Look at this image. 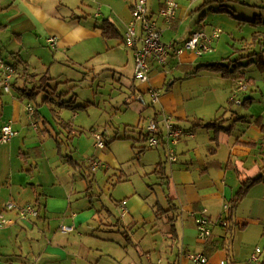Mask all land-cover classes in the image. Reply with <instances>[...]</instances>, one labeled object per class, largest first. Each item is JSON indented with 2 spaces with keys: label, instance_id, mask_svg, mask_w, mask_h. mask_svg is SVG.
I'll return each instance as SVG.
<instances>
[{
  "label": "crops",
  "instance_id": "0c3cea01",
  "mask_svg": "<svg viewBox=\"0 0 264 264\" xmlns=\"http://www.w3.org/2000/svg\"><path fill=\"white\" fill-rule=\"evenodd\" d=\"M190 1H178L177 17L170 23L165 22L158 15L164 6V0L149 2L150 14L163 31V42L182 43L195 31L202 30L211 35L215 30V28H208L203 19L194 25L196 15L193 11V2ZM82 3H85L86 10L76 7L74 0H0V9L8 12L13 10L14 17L18 18V21H23L18 28L15 26L6 27V29H14L13 34L20 40L22 46L25 44V34L34 33L37 45L45 42L50 46L48 41L54 37L56 38L54 50L73 52L69 61L73 65L80 66V62L83 60H80L78 55L82 56V54H88L90 50L92 52L94 50L93 47L90 48L91 41L97 42L98 47L95 50L96 54H93L89 59L105 50L112 52L116 46L122 45L123 47L120 48L126 50V55L122 50H118L124 57L123 63L126 64L121 69H117L126 73L130 71L129 69L135 68L134 50L125 46L124 36L127 25L132 20V7L136 0H86ZM249 8L252 10V15H255L259 21L250 16H246L247 18L244 20L254 27L258 23L264 25L261 20L264 14L260 11L261 9ZM90 11L96 12L94 20ZM106 23L113 25L119 38L107 40L103 37L102 28ZM232 39L235 38L232 37ZM2 43L3 40L0 38V44ZM250 46L238 50L242 51V55L235 59V48L232 49L230 40L223 42L219 38L213 42L211 52L202 56H197L192 52H186L178 57L170 56L164 68L152 66L148 81L136 80L135 76L132 79L134 93L139 99H143L144 95H149L150 89L160 92L158 110L152 114L151 119L155 118L158 113L165 112L172 115L175 122L188 133L177 146L179 158L176 163H168L165 149L160 147L157 149L160 151L159 158L153 163V166L140 164V168L145 173L150 171L149 173L153 174L159 164L165 163L166 177L163 184L167 189L168 200H171L176 207V214L179 215L177 223L180 221L181 228V231H178L177 228L179 238L176 243L177 248H167L171 257L168 259V264H192L186 257L188 253L204 254L208 258L209 264H219L223 260L235 264L241 263L231 257L230 245L223 244L220 248L215 236L217 229L221 233L219 237L223 236L224 230L230 231L231 227L228 229L219 225L220 221L228 220V218H231V226L239 225L243 229L249 226L258 228L263 226L264 233V103H257L253 97L247 96L254 100L253 104L248 106L244 104L248 98L243 97L257 85L256 79L249 75L255 74L257 71L264 74V62H261L263 58L261 54L250 57V54L257 53H250L248 50L254 49L253 45ZM129 52L133 56V62L132 59L129 60ZM11 55L13 58H20L19 52H14ZM7 63L11 64L8 61ZM211 64H231L230 69L235 70L236 67L235 77H240V79L224 78L220 73L200 68ZM11 65L14 66L16 75L12 78L8 92L4 89L0 74V90L4 93H0V131L3 126L10 124L18 132V135L10 143L0 145V192L5 193L6 199L0 203V214L5 212L6 204L9 201H13L21 207L39 203L42 210L40 218L29 220L19 219L15 212H5L6 217L14 219L15 223L0 229V264H28L30 253L21 244L20 238L25 239L23 236H28L30 233L35 235L32 238L37 239L33 241L36 244V251L38 248L40 253L38 257L43 256L44 264L67 263L70 259L73 264H92V260L89 259L93 255L90 252L92 248H88L85 243L88 238H94L101 231V226H104L107 233L119 230L118 233L121 234L119 219L108 220L107 224L101 222L98 225L100 213L93 205L81 208L75 204L82 191L89 187H86L88 177L84 172L80 179L81 188H76V186L74 188V184L77 183L76 174L83 172L85 166L76 162L71 154L64 149L65 144H68L70 140L67 141L66 132L63 133L62 125L59 122L60 119L64 121V112L67 108L59 106L63 102L58 104V108L50 107L49 111H45V108L40 111L37 107L39 128L34 129L25 109V103L28 100L24 99L21 94L22 90L33 88L27 84L28 72L21 74L14 64ZM109 66L113 67L111 64ZM112 70L114 74L118 73L117 70ZM249 70L253 71L248 73ZM241 76L246 78L247 88L242 91L238 90V83L242 80ZM50 92L45 86L41 91V93H45L46 97L58 94L56 91L51 90ZM259 93L263 96L264 101L263 89H259ZM63 96L65 95L59 97ZM53 102L55 100L51 97L50 101L44 103L50 106ZM31 103L33 104V102ZM74 103H76L75 100ZM234 108L238 112H234ZM53 111H56V114ZM230 113H232V117L227 118ZM239 117L247 118L237 121ZM79 118L80 115L76 119ZM210 123H218L226 129L232 127V132H217L216 129L206 128V125ZM68 125L71 124L65 126ZM62 127L64 129V126ZM142 130L141 141L146 136L145 126ZM55 136H59V141L64 143L62 150L59 149ZM144 145L146 146L145 142ZM147 152L148 150L144 151L140 156H146ZM18 158L26 164L35 163V166L25 172V164H21L19 170L16 171L14 163ZM37 160H41L50 168L49 179L52 185L44 184L37 177V173L34 174ZM142 160L143 156L140 162ZM91 161L103 165L98 171L108 170L107 163L122 170V164L113 153L98 152L94 158L90 159ZM73 165L77 170L72 167ZM86 169L93 174V179H98L96 175L98 171L95 173L91 171V163ZM259 176H262L263 180L249 190L236 209L232 213L225 211V205L232 206L231 202L241 189L242 181ZM106 177L107 175H103L100 179L104 180ZM48 187L53 188L48 189ZM55 191L57 192L55 193ZM123 201L127 202L125 216L128 214L137 216L139 213L141 215L139 218L143 219L145 226L153 225L152 228L155 227L154 224L158 221L153 210L157 208H152L154 205L152 206L145 200L138 189L129 199L124 197L115 203L118 210L122 209ZM163 208L167 210L169 206ZM86 211L88 212L86 213ZM201 214L208 216L215 224L211 237L204 242L198 238L196 226V218ZM107 216L111 219L110 211H107ZM62 226L73 227L74 231L63 233ZM97 226L101 228L98 230ZM167 232L166 239L169 238ZM225 239L226 236L223 240ZM25 240L30 242L29 239ZM45 240L49 242L46 244ZM24 249L26 253H24ZM38 257L36 255L33 257L34 264H37ZM149 257L152 259L151 255Z\"/></svg>",
  "mask_w": 264,
  "mask_h": 264
},
{
  "label": "rangeland",
  "instance_id": "374dc122",
  "mask_svg": "<svg viewBox=\"0 0 264 264\" xmlns=\"http://www.w3.org/2000/svg\"><path fill=\"white\" fill-rule=\"evenodd\" d=\"M190 2H193V11L196 15L194 25L203 19L208 28L221 30L220 38L222 41L230 40L232 49L235 48V59L240 58L242 55V51L238 50H243V48H247L252 44L254 49L248 51L261 54L263 57L261 62H264V35L254 41L255 33L261 35L264 33V25L258 23L254 27L244 20L247 18L246 16L256 19L249 7H252V9L260 8V11L264 14V0H191ZM74 3L76 7L87 9L85 3H82L81 0H74ZM197 3L201 4L197 6L195 5ZM90 14L94 20L96 12L90 11ZM14 16L15 12L13 10L8 12L0 9V38L3 40V43L0 44V53L5 61L14 64L21 74L28 72L27 84L30 88L45 86L49 92L52 90L58 93L56 96H52L55 102L50 106L43 102L46 96L45 93H41L33 100L34 107H38L40 111H43V108L46 109L45 111H49L50 107L58 108L60 102H67L75 108L74 110L67 108L64 112V121L71 125H68L67 129H63L61 126L63 133L66 132L67 141L70 140L68 144H65L64 149L71 154L76 162L78 161L83 167L85 166L83 172L76 174L77 183L74 184V188L75 186L81 188V174L85 172L86 177H88L86 187H89V189L85 188L82 191L75 204L81 208L93 205L100 213L98 225L101 222L107 224L108 220L116 221L119 219L121 231L127 232L125 236L118 233L119 230L107 233L104 226H101V231L94 238H88L87 243H85L88 248H92L90 252L93 255L89 257L92 264H149V255H151L153 262L162 259L164 264H168V259L171 257L167 248H177L178 245L166 239L168 227L165 222L161 221L160 224L157 222L153 228V225L147 227L143 224V219L139 218L141 216L139 213H137V216L128 214L122 218L121 210L115 207V203L124 197L129 199L137 189L145 200L151 203L152 206L154 205L152 208L155 209V205H158V203L162 207L167 208L169 206L166 187L160 186V180L155 174H150V171L145 173L140 168V164L153 166V163L159 158L160 151L157 149H148L146 156L142 155V162H140L142 156L137 154L138 148L145 146L144 142L140 140L143 133L142 129L144 126L146 128L148 120L158 110V103H155L150 95H144L143 99L136 97L132 83L135 76L134 67L126 73L117 69H121L126 64L123 63L124 57L119 50H122L125 55L126 50L120 48L123 46L119 45L120 47L116 46V49L112 52L105 50L89 59L93 54H96L97 51L95 50L98 47L97 42L91 41L90 48L93 47V52L90 50L88 54L78 55V58L83 61L80 62V66L73 65L69 61L74 54L73 52L55 51L45 42L37 45V38L34 33L24 35L25 44L23 47L20 40L14 36V29H6L7 26L18 28L22 25L23 21H18V18ZM256 20L259 21V19ZM261 20L264 22V17H261ZM232 37L235 39H232ZM14 52H19L20 58H13L11 54ZM128 54L130 55L129 60L132 59L133 62L131 52ZM110 64L113 67L109 66ZM254 68H257L256 65ZM112 69L117 70L118 73L114 74ZM252 71L249 70L248 73ZM249 76L256 79L257 85L243 97L248 98L247 96H250L257 103H264L263 96L259 93V89L264 91V74L257 71ZM13 91H15L14 88ZM0 93L4 94L2 90H0ZM62 94L65 96L59 97ZM74 100L76 103L70 104ZM84 106L87 108H82ZM233 111L238 112L236 108ZM79 115L80 118L76 119ZM231 117L232 113L227 115V118ZM72 129L75 131H71ZM95 134L103 136L104 150L96 147ZM101 151L106 154L113 153L122 164V170L115 168V165L111 163H107L109 169L98 171L96 174L98 179L96 180V178L93 179V174L86 167H88L90 159ZM21 164H25V172L35 166V163L32 165L30 163L26 164L18 158L14 163V170L18 171ZM36 165L37 168L34 170V174L37 173V177L44 184L52 185L49 179L51 175L50 168L41 160H37ZM72 167L75 168L74 165ZM103 175H107V177L101 180L100 178ZM51 188L53 187H48V189ZM4 200H6L5 193L0 192V203ZM107 211L111 212V219L107 216ZM76 212L78 213V211ZM153 212L155 213V210ZM179 224L180 221L176 222V227L178 231H181ZM101 227L97 229L99 230ZM224 231L222 232L223 236L219 237L221 233L217 229L215 236L220 248L223 244L230 245L233 259L244 263L257 248H260L263 253L261 264H264L263 226L261 228L249 226L243 229L239 225H232L230 231ZM34 236L31 233L28 236H23L25 239H29L30 242L22 237L20 238L21 244L30 253V259L27 260L28 264H34L33 257L40 255L38 248L36 251V244L33 241L35 238H32ZM225 236L226 239L223 240ZM45 242L47 244L49 241L45 240ZM23 251L26 253L25 249ZM38 258L37 264H44L43 256L41 255ZM51 264L73 263L70 259L67 263Z\"/></svg>",
  "mask_w": 264,
  "mask_h": 264
},
{
  "label": "built area",
  "instance_id": "2783aa9c",
  "mask_svg": "<svg viewBox=\"0 0 264 264\" xmlns=\"http://www.w3.org/2000/svg\"><path fill=\"white\" fill-rule=\"evenodd\" d=\"M86 1V0H81ZM151 0H136L134 8L132 9V20L127 25V29L124 36V44L126 47L134 50L135 60V79L146 82L149 80L152 66L156 65L160 68H164L167 65L168 58L178 57L186 52H192L197 56H202L212 50V44L215 40L219 39L222 31L215 29L211 35L205 31L198 30L192 33V35L182 43L174 41L163 42V31L153 19L150 14L148 4ZM179 0H164V6L160 9L158 15L167 23H170L177 17V11L179 9ZM52 49L56 46V38L52 37L48 41ZM0 74L3 79L4 89L8 92L10 90V84L12 78L16 75V70L13 65L7 63L0 54ZM240 91L246 90V83L239 81L238 83ZM149 95L155 103L159 102L160 92L156 89H150ZM25 109L29 119L32 122L34 129L38 127V117L36 107L30 102L25 104ZM159 118H153L148 120V124L145 128V147L149 149H158L163 147L166 153V161L170 164H174L178 161L177 146L184 136L188 133L182 129L174 120L173 116L165 112L159 113ZM18 135V132L8 124L1 128L0 131V145L8 144L11 140ZM97 141L96 147L98 149H105V143L103 136L95 134ZM91 171L97 172L103 165L96 161H91ZM122 217L127 214V202L123 201ZM230 206L225 205V211H230ZM5 212H15L16 217L22 220H29L38 218L39 211L33 204H27L25 206H18L13 202H9L6 205ZM5 212L0 214V229L12 225L15 223L14 219L6 217ZM214 223L205 214H201L196 218V226L198 231V238L201 241H207L212 235V229ZM219 225L227 228V221L222 220ZM61 231L63 233H70L74 231L73 227L62 226ZM263 255L260 248H257L250 258L239 264H261V256ZM188 260L192 264H209L208 258L201 253H188L186 255ZM150 264H164L162 259L153 262L149 257ZM219 264H235L228 260L220 261Z\"/></svg>",
  "mask_w": 264,
  "mask_h": 264
},
{
  "label": "trees",
  "instance_id": "16d2710c",
  "mask_svg": "<svg viewBox=\"0 0 264 264\" xmlns=\"http://www.w3.org/2000/svg\"><path fill=\"white\" fill-rule=\"evenodd\" d=\"M133 8L134 7H132V9ZM102 31H103V37L105 39H107V40H112V39L119 38V34H118L117 30H114V27H113V25L111 23H106L105 26L102 28ZM260 36H263V35H261L260 33H255L254 34V41H255V39L258 40L260 38ZM255 55H260V54L259 53L250 54V57H253ZM238 67H242V66H238ZM200 68L206 69L207 71L220 73L224 78L232 77V78H234V80L240 79V77H235V74L237 73V68L235 67V70H231L230 69L231 68V64L230 65L211 64V65L202 66ZM241 79H242V81L246 80V78H244L242 76H241ZM43 88H44V86H41V87L38 86V87H33L32 89H24L21 92L22 97L24 99L28 100L26 103H28V102L31 103V102H33V100L37 96H39L41 94V91L43 90ZM51 97H46L44 102L50 101ZM253 102H254V100L252 98H248V99H246L244 101V104L245 105L247 104L248 106H251L253 104ZM72 103H74V101L70 102V104H72ZM59 106L63 107V108H70L72 110L75 109L74 106L69 105V103H67V102H63ZM53 112L56 114V111H53ZM159 116L160 115L158 113L155 116V118L158 119ZM245 118H247V117H239L237 119V121L245 120ZM59 124L64 126V129H67V126H65V125L68 124V123H65V121L60 119ZM38 128H39V123H38ZM206 128L216 129L217 132H220V131H225V132H228V133L232 132V127L226 129V128L221 127L218 123H210V124L206 125ZM58 134L60 135V132ZM54 138L57 141L59 149H61L64 143L59 141V136H55ZM142 141L144 142V139ZM148 149H149L148 147H141V148L138 149L137 154L141 155L144 151H146ZM164 166H165V163L159 164L157 166L156 170L153 172V174H155L158 177V179L161 181V183H160L161 186H164L163 182H164L165 177H166V173L164 171ZM262 180H263L262 176H259L258 178H254V179L250 178V179H246V180L242 181L241 189L236 194L235 199L231 202L232 206L230 208V213H232L236 209L237 205L246 197V195L249 192V190L255 184L261 182ZM168 204H169V209H167V210H165L159 203H158V206L155 205V207L157 206L156 207L157 209H155V215H156V218H157L158 222L163 221L167 225V227H168L167 235L169 236L168 239L171 240L173 243L174 242L177 243L179 238H178V231H177V227H176V222H177V220L179 218V215L176 214V207L172 204L171 200L168 201ZM34 205L37 207V209L39 211L38 218H40V216H41L40 212L42 210V207H41V205L39 203L34 204ZM230 220H231V218H228V220H226L227 221V225H228L227 228L231 227L232 223H231ZM118 224L120 225V220H118ZM122 234L125 236V235H127V232H122Z\"/></svg>",
  "mask_w": 264,
  "mask_h": 264
}]
</instances>
